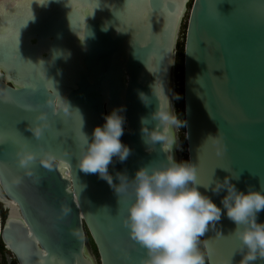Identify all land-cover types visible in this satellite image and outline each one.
I'll return each mask as SVG.
<instances>
[{
  "label": "water",
  "instance_id": "95a60500",
  "mask_svg": "<svg viewBox=\"0 0 264 264\" xmlns=\"http://www.w3.org/2000/svg\"><path fill=\"white\" fill-rule=\"evenodd\" d=\"M79 1L90 9L46 0L37 12L3 18L0 69L9 80L0 78V191L19 217L0 220V241L18 264H141L145 249L122 223L124 199L96 173L81 171L78 157L107 105L124 106L120 140L130 149L108 166L114 183L117 172L131 176L170 156L161 142L146 145L140 127L141 117L169 106L182 4ZM183 57L188 161L200 191L219 204L223 192L204 187L228 171L238 174L232 181L238 189L264 188V0H193ZM155 125L150 120L147 127ZM22 150L34 157L24 166ZM257 219L264 221V209ZM233 228L223 213L209 225L202 236L210 246L207 264L236 251ZM88 236L99 261L93 250L94 260L85 252ZM239 259L233 255L232 264Z\"/></svg>",
  "mask_w": 264,
  "mask_h": 264
},
{
  "label": "clouds",
  "instance_id": "9594fccd",
  "mask_svg": "<svg viewBox=\"0 0 264 264\" xmlns=\"http://www.w3.org/2000/svg\"><path fill=\"white\" fill-rule=\"evenodd\" d=\"M139 96L145 102L144 93ZM175 98H180L178 93ZM123 112L124 106L113 107L102 114L103 123L95 125L90 136L84 134L86 142L78 157V167L83 172L96 173L124 199L122 223L129 236L145 249L141 264H206L210 246L207 240L201 242V237L209 225L220 220L222 213L234 225L231 234L238 246L232 256L240 255L236 264H252L258 257L264 258V221L257 219L264 209V188L249 185L244 190L238 189L232 182L239 178L237 173L227 170L229 174L223 179L212 180L204 187L210 188L214 195L223 192L219 204L200 191L195 165L171 156L141 165L131 176L117 172L113 182L109 164H113V158L124 161L130 152L120 140L125 123ZM150 120L156 121L152 128L147 127ZM181 126L173 105L158 107L149 117H141V138L146 145L161 142L162 147L171 149ZM40 131V127L34 129L36 135ZM212 142L217 144L219 139ZM222 150L221 145L218 151ZM18 156L21 166L34 158L28 150H22ZM232 256L221 264H232Z\"/></svg>",
  "mask_w": 264,
  "mask_h": 264
},
{
  "label": "bare ground",
  "instance_id": "6f19581e",
  "mask_svg": "<svg viewBox=\"0 0 264 264\" xmlns=\"http://www.w3.org/2000/svg\"><path fill=\"white\" fill-rule=\"evenodd\" d=\"M46 0H0V28L3 27V18L6 15H13V14H19V13H23L24 11H34L37 12L41 9V7H43L44 3ZM178 2H180L182 4L181 10H180V15H182V19L183 16L185 15V12L187 10V2L188 0H177ZM33 2V3H32ZM75 3L78 6L83 7L82 2L79 0H75ZM185 4V5H184ZM185 6V9H184ZM86 10L90 9V5H87L86 7H83ZM179 15V17H180ZM179 20V19H178ZM77 37H81V35H79V33L77 34ZM33 40H35L33 38ZM173 60L171 61L172 64ZM170 79H169V105H172V96H173V87H174V68L171 67V72H170ZM0 78H3L5 80H9L6 76V74L0 69ZM113 107H111L110 105H107L106 107V113H108ZM167 148V147H166ZM170 156L172 158H174L177 161H180V154L179 151L181 149L180 147V143L179 140L177 138L175 145L169 149L167 148ZM60 169L62 170L63 173H68V167L63 163L60 162ZM0 201H2L6 208L8 209L7 215L5 220H1V224L3 225L4 223H8L9 219L14 218V217H19V211L17 209V206L15 204V202L7 199L6 197H4L1 194L0 191ZM1 218V217H0ZM9 245V243H8ZM85 252L86 254L92 259L94 260V254L91 252V250L89 249V247L86 245L85 247Z\"/></svg>",
  "mask_w": 264,
  "mask_h": 264
},
{
  "label": "rangeland",
  "instance_id": "374dc122",
  "mask_svg": "<svg viewBox=\"0 0 264 264\" xmlns=\"http://www.w3.org/2000/svg\"><path fill=\"white\" fill-rule=\"evenodd\" d=\"M193 0H188L187 2V10L185 12V15L183 16L179 36L177 40V53H176V60L174 65V87L172 91H175V93H178L180 98H175V110L179 116V118L182 121V126L177 129V138L180 143V151H179V160H185L188 161V153H187V144H186V137H185V123H184V103H183V50H184V41H185V33H186V27H187V20H188V13L191 7ZM33 3V2H32ZM174 94V93H173ZM8 209L6 208L5 204L1 201L0 202V217L1 220H5L7 215ZM89 239V248L90 250L95 253V256L97 257V260L99 261V256L97 253V250L95 248V245L91 239L90 236H88ZM201 242L202 237H201ZM202 251H205L202 247ZM10 253L5 248L4 243L0 241V264H18L17 261L14 258H9ZM206 260V256H205ZM207 264V260H206Z\"/></svg>",
  "mask_w": 264,
  "mask_h": 264
},
{
  "label": "built area",
  "instance_id": "2783aa9c",
  "mask_svg": "<svg viewBox=\"0 0 264 264\" xmlns=\"http://www.w3.org/2000/svg\"><path fill=\"white\" fill-rule=\"evenodd\" d=\"M5 246V245H4ZM5 248H6V246H5ZM7 249V248H6ZM8 250V249H7ZM9 251V250H8ZM9 253H10V251H9ZM9 258H13V256H12V254L10 253V256H9Z\"/></svg>",
  "mask_w": 264,
  "mask_h": 264
},
{
  "label": "trees",
  "instance_id": "16d2710c",
  "mask_svg": "<svg viewBox=\"0 0 264 264\" xmlns=\"http://www.w3.org/2000/svg\"><path fill=\"white\" fill-rule=\"evenodd\" d=\"M183 54H184V50H183ZM183 59H184V57H183ZM183 108H184V106H183Z\"/></svg>",
  "mask_w": 264,
  "mask_h": 264
},
{
  "label": "snow or ice",
  "instance_id": "6c2138e0",
  "mask_svg": "<svg viewBox=\"0 0 264 264\" xmlns=\"http://www.w3.org/2000/svg\"><path fill=\"white\" fill-rule=\"evenodd\" d=\"M29 235H31V233H29Z\"/></svg>",
  "mask_w": 264,
  "mask_h": 264
}]
</instances>
